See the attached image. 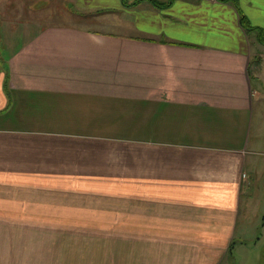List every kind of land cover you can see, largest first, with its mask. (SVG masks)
<instances>
[{
    "label": "crops",
    "instance_id": "1",
    "mask_svg": "<svg viewBox=\"0 0 264 264\" xmlns=\"http://www.w3.org/2000/svg\"><path fill=\"white\" fill-rule=\"evenodd\" d=\"M28 1L0 0V264L61 262L21 235L31 192L66 184L126 202L131 231L213 234L161 242L172 264H229L264 213V43L239 13L264 32V0H71L56 21Z\"/></svg>",
    "mask_w": 264,
    "mask_h": 264
},
{
    "label": "rangeland",
    "instance_id": "2",
    "mask_svg": "<svg viewBox=\"0 0 264 264\" xmlns=\"http://www.w3.org/2000/svg\"><path fill=\"white\" fill-rule=\"evenodd\" d=\"M28 3H32L37 11L44 14L47 8L54 15L55 21L65 9L69 8L72 13L71 9L74 8L71 0H29ZM29 7L31 6L28 5ZM89 14L91 13H87ZM121 16L126 17L122 13ZM51 18L50 15V21ZM73 20L76 21L77 18ZM89 26L110 30L109 25ZM261 61L258 64V74L264 80V58ZM263 80L261 84L264 83ZM255 82L258 80L256 79ZM59 187L61 191H53L49 186L43 190L39 189L41 195L36 194L35 191L31 192V199H35L38 222L37 227L33 222L25 225L36 229L38 234L32 232L21 235V246L36 248V246H47L48 242H51L52 246H60L55 253L62 256L61 262H49V264H172L173 261L166 258L165 246H159L161 242L168 243V240L176 237L213 239V234L205 232L157 234L131 231V228H136L133 227L135 219L129 217L130 211L128 212L126 206L120 207L126 202L116 201L115 195L110 191L89 194L81 192L82 190L75 191V187L67 184ZM256 189L261 193L264 192L263 181L257 183ZM63 193L66 197L62 198L65 199L62 202L59 197ZM46 196L47 200L50 196L54 197L52 204L43 201ZM98 197L101 201H96ZM134 210L141 212L140 208ZM258 220L259 228L255 225H247L244 221L247 231H237V240L232 245L229 264H264V213L258 217ZM160 248L162 249L159 250ZM168 257L171 256L168 254Z\"/></svg>",
    "mask_w": 264,
    "mask_h": 264
},
{
    "label": "trees",
    "instance_id": "3",
    "mask_svg": "<svg viewBox=\"0 0 264 264\" xmlns=\"http://www.w3.org/2000/svg\"><path fill=\"white\" fill-rule=\"evenodd\" d=\"M143 1H148L150 2L152 5H154L155 7L161 8L163 7V4L165 3H171L172 0H169L168 2L166 1H161V0H135L134 2H132V5L138 4L140 2ZM233 2L235 4H237L236 0H233ZM239 8V7H238ZM239 13H240V20H241V24L243 25V27H245V29L250 33L253 31H257V36L258 39H260V41H262L264 43V32L262 30V28L253 26L249 20V18L239 9Z\"/></svg>",
    "mask_w": 264,
    "mask_h": 264
}]
</instances>
